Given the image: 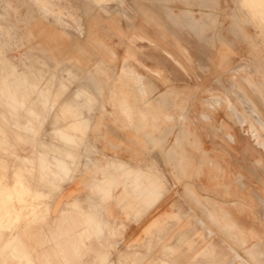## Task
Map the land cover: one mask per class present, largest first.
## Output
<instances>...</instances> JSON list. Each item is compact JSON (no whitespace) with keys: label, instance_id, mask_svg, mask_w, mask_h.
<instances>
[{"label":"crops","instance_id":"0c3cea01","mask_svg":"<svg viewBox=\"0 0 264 264\" xmlns=\"http://www.w3.org/2000/svg\"><path fill=\"white\" fill-rule=\"evenodd\" d=\"M25 1L29 5L18 6L10 27L18 40H0V48L13 51L0 58V203L11 187L8 161L29 159L30 168L15 176L30 178L31 209L51 211L45 240L54 244L13 264H264V195L257 207L243 196V172L236 176L242 186L233 187L238 191L216 186L213 175L224 184L219 179L224 163L214 158L219 153L205 152L208 158L200 159L194 153L202 150L199 141L189 139L190 131L157 105L176 113L181 99V93L170 95L177 92L172 66L176 72L178 63L166 53L176 48L167 36L177 35L178 21L161 8L168 0H85L90 2L86 10H74L64 0ZM115 1L138 4L130 11L106 9ZM145 1L151 3L148 9L139 4ZM4 4L13 9L9 1ZM75 18L79 32L69 25ZM82 39L95 57L76 58L78 65L108 67L111 74L119 69L113 93H97L87 81L73 93L39 90L38 69L23 67L69 66L71 48ZM55 49L61 57L50 56ZM135 63L150 69L152 87L145 95L135 82ZM152 88L155 92L147 93ZM145 108L152 109V119ZM186 113L181 111L179 121L185 122ZM248 125L264 149V136L253 133L263 122L254 130ZM219 130L223 134L226 126ZM227 139L234 142L235 135ZM181 141L187 146L180 171L169 157ZM8 146L16 149L17 159L8 157ZM22 146H31L29 153H21ZM40 162L45 175L39 173ZM40 176L48 178L46 187H39ZM39 195L46 202H39Z\"/></svg>","mask_w":264,"mask_h":264},{"label":"rangeland","instance_id":"374dc122","mask_svg":"<svg viewBox=\"0 0 264 264\" xmlns=\"http://www.w3.org/2000/svg\"><path fill=\"white\" fill-rule=\"evenodd\" d=\"M6 1L10 2L13 9H5L3 6L5 5L4 0H0V40L13 42L18 40L16 38L17 34L10 28L16 22V14L14 12L20 10L18 6L21 7L23 4L29 5V3H25V0ZM64 1L68 7L74 8V10H78V7L82 10L90 7L88 6L90 2L85 0ZM215 1H218L219 4H215L217 3ZM249 1L168 0L166 3H162L161 8L176 16L178 21L176 25L177 35L170 34V36H167L172 46L176 48L166 50V53L171 52L175 57L172 59L178 63L176 72L174 71V66H172V86L175 88L174 86L176 85L177 92L174 90L170 95L181 93V99H177L176 106L178 105L177 108L179 109L176 113L173 110L165 109L162 102H158L159 104L157 103V105L162 107L163 112L171 114L174 121L181 122L183 129L190 131V134H188L189 139L194 138L199 141L202 150H196L194 153H198L200 159L208 158L205 152L219 153L214 155V158L224 163L225 170L223 171V176L219 177L224 184L220 185L217 183L213 175L214 184L216 186L230 187V189H233L231 191H238L237 188L234 190L233 187L242 186L237 184L236 176L243 172L246 176L244 179L245 184L243 185L245 186L246 194L243 196L248 201L256 203L257 207L260 205L258 198L264 195V149L253 137L248 124H251V128H258L255 125L257 124L256 121L260 120L264 123V74L260 75L256 71L253 73L250 69L245 68L238 74V81L240 83L252 87L256 90L257 94H260V97L255 93L252 94L255 100H257V106L253 105L246 98L245 100L248 102V105H242L237 100V94H228V89H233L231 74L224 73L213 60V54H217L221 56L224 63L227 62L234 66L249 65L255 70L259 69L264 72V52H261L262 56L259 55L260 49L264 50V0ZM124 2V5L118 1L111 2V4H107L109 8L106 9L130 11L132 10L131 5L138 4L136 1ZM139 4L144 5L146 9L151 5L147 1L139 2ZM73 5L75 7H72ZM73 14L77 15V11L75 13L73 11ZM69 25L77 32L80 31L81 23L77 18L70 21ZM78 36L81 35L75 34L77 39ZM218 42L221 44H217ZM84 47L83 39L77 40V43L73 44L71 59L67 60L71 63L69 66L39 64L35 67H23V69H38L39 90L50 88L56 91L68 90L70 93H73V91L78 90L87 81L97 93H113L115 82L119 79V69L116 67L113 70V74H111L108 67L78 65L76 58H84L86 56L88 58L86 60L83 59V61L90 62L89 58L95 57V50H85ZM9 52L13 51H6L4 48H0V58H4L5 54H9ZM48 52L50 56L52 55L57 58L62 55L57 49ZM20 53L19 57L22 56ZM38 54L43 56L41 51ZM256 58L260 61L262 68L259 66ZM78 61L81 62L79 59ZM149 71V67L141 63L137 64L135 82L137 85L139 84L140 91L143 92H140V94H146L148 85L152 87L148 75ZM91 91L93 92V90ZM138 91L136 89V93ZM154 92L152 88L150 93ZM159 93H167V89ZM239 94L244 96L241 92ZM214 98L219 99L218 105L213 103ZM229 98L233 100L235 108L239 110L245 123L240 122L238 113L229 105ZM172 100V105H175L174 96ZM144 102L146 104L147 99ZM182 103L184 106H182ZM22 106L25 109L24 105ZM19 109L21 111V108ZM182 110L187 112L183 115L184 123L179 121V114ZM152 112L151 108H145V113H148L147 119H152V116L149 115ZM56 115L57 112L55 113ZM187 117H189L188 120H186ZM223 125L226 126V130L222 134L219 128ZM260 127L262 128V126ZM255 132L260 134L261 137L264 136L263 128ZM231 135H235L234 142L227 139ZM185 146H187L185 141H181L178 144L175 142L172 146L175 152H173L169 159L175 163L178 170H180L179 160L182 156V148ZM172 147L167 150V155ZM30 148L31 146H22L18 147V150H21L23 154H27ZM193 148L197 149V146L193 145ZM14 149V147L8 146V157L17 159L14 155L16 154V149ZM185 158L193 162L192 158ZM26 165L30 168L29 159L27 162L25 160H19V162L13 160L7 163L6 183L7 186L11 187H8L6 194H1L0 206L6 207L3 209L4 211L7 210L0 213V223H3L0 226V264H13L17 258L25 259V255H30L29 251L31 250H41L48 245L54 244L45 240L47 233L46 219L51 211L48 209H31L30 203L32 199L26 190V187L30 185V178L26 176L22 177L21 175L15 176L17 173L19 174L18 170L21 168L25 169ZM42 165L43 163L40 162L38 167L39 173L45 175L47 171L43 170L44 165ZM206 180L205 177L201 179L204 184H207ZM47 181L48 178L46 176H40L38 178L39 187H46ZM43 197L45 196L39 195V202H46V199L43 200ZM232 199L234 200L235 198ZM16 206H23L25 209H16ZM257 211L259 212L258 209ZM43 260L45 261L44 258H40V261ZM40 264L42 263L40 262Z\"/></svg>","mask_w":264,"mask_h":264},{"label":"bare ground","instance_id":"6f19581e","mask_svg":"<svg viewBox=\"0 0 264 264\" xmlns=\"http://www.w3.org/2000/svg\"><path fill=\"white\" fill-rule=\"evenodd\" d=\"M56 1H58V0H56ZM244 1V0H243ZM249 1V0H248ZM59 2V1H58ZM250 2V1H249ZM35 3V2H34ZM262 3V2H261ZM38 4H39V2H38ZM37 4V5H38ZM56 4V3H55ZM248 4V3H247ZM253 4V3H252ZM36 5V4H35ZM52 5V4H51ZM258 5V4H257ZM264 5V4H263ZM45 7V6H44ZM44 7H43V9H44ZM251 8H252V6H251ZM254 8V7H253ZM262 8V7H261ZM40 9H42V8H40ZM254 10V9H253ZM256 12V11H255ZM46 14V13H45ZM51 14V13H50ZM59 15V14H58ZM72 15V14H71ZM74 15V14H73ZM56 18V17H55ZM61 20V19H60ZM63 23L64 24H66L64 21H63ZM63 24V25H64ZM217 44H221L220 42H218ZM258 49V48H257ZM264 52V50L261 48L260 49V56H262L261 55V52ZM257 59V58H256ZM213 60L215 61V64L217 65V67L218 68H220L224 73H230L231 74V79L233 80L232 82V88L233 89H228V94H234V95H236L237 94V100L242 104V105H248V102L245 100V98L246 99H248L249 101H251L252 103H253V105H255V106H257V104H256V102H257V100H255V98L253 97V93H255V94H257V92H256V90L255 89H253L252 87H249V86H247V85H244V84H242V83H240L238 80V78H239V76H238V74L242 71V69L243 68H245V69H250L253 73L256 71L258 74H264V72L263 71H261V70H255L254 68H251L249 65H237V66H234V65H231L230 63L228 64L227 62L226 63H224L223 62V60H222V58H221V56H219V55H217V54H213ZM257 61L259 62V66L262 68V66L260 65V61L257 59ZM14 68V67H13ZM16 71V70H15ZM158 72V71H157ZM161 73V72H160ZM16 74H18V73H16ZM21 74V73H20ZM134 74V73H133ZM25 78V77H24ZM37 78V77H36ZM140 81V80H139ZM28 82V81H27ZM33 83V82H32ZM4 85V84H3ZM137 85V84H136ZM139 85V84H138ZM23 86V85H22ZM141 86V85H140ZM35 87V86H34ZM67 87V86H66ZM79 90V89H78ZM147 90H148V87H147ZM142 92V91H141ZM242 93L244 96H242V95H240L239 93ZM143 93V92H142ZM147 93H150V91L148 92L147 91ZM239 94V95H238ZM50 95V94H49ZM143 95V94H142ZM145 95V94H144ZM146 97V96H145ZM220 100H222V99H220ZM223 101V100H222ZM149 102V101H148ZM220 101H219V99L218 98H214L213 99V103L215 104V105H218V103H219ZM236 102V101H235ZM228 103H229V105H231L232 106V108H233V110L235 109V111L238 113V115H239V118H240V122H243V123H245V120H244V118L242 117V115H241V113L239 112V110H237L236 108H235V105H234V103H233V100H231L230 98H229V101H228ZM237 103V102H236ZM211 105V104H210ZM256 112H257V110H256ZM204 115V114H203ZM206 116H207V114H206ZM208 117H209V115H208ZM207 118V117H206ZM208 119V118H207ZM255 119V118H254ZM206 120V119H205ZM256 123L257 124H259V123H262L260 120L259 121H256ZM264 124V123H263ZM263 128V131H264V126L262 127ZM253 129V128H252ZM254 130V129H253ZM253 133H255L256 134V132L255 131H253ZM256 136V135H255ZM230 137H233L232 135L230 136ZM257 137V136H256ZM233 139V138H232ZM231 140V139H230ZM56 161H58V160H55V162ZM59 162V161H58ZM61 163V162H60ZM63 163V162H62ZM61 163V165H63ZM65 164V163H64ZM56 165H57V163H56ZM53 166V165H52ZM55 167V166H54ZM57 168H60L59 166H57ZM56 168V170H58ZM50 169V168H49ZM68 169V168H67ZM50 171V170H49ZM66 172H68V171H66ZM17 173V172H16ZM60 173H61V171H60ZM68 174V173H67ZM23 177V176H22ZM238 181H239V179H238ZM15 193V192H14ZM20 193V192H19ZM22 193V192H21ZM16 197V196H15ZM26 197V196H25ZM28 197H30V196H28ZM23 199H24V197H23ZM28 199V198H27ZM25 200V199H24ZM36 201V200H35ZM30 214V213H29ZM32 216V215H31ZM9 220V219H8ZM3 224V223H2ZM12 224V223H11ZM2 228V227H1ZM11 231V230H10ZM9 231V232H10ZM5 232V231H4ZM12 235V234H11ZM14 235V234H13ZM17 236V235H16ZM7 238V237H6ZM13 238V237H12ZM15 238V237H14ZM17 244V243H16Z\"/></svg>","mask_w":264,"mask_h":264}]
</instances>
